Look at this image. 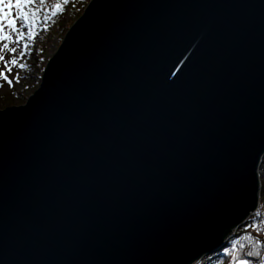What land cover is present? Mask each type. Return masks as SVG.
Returning <instances> with one entry per match:
<instances>
[{"label": "water", "instance_id": "obj_1", "mask_svg": "<svg viewBox=\"0 0 264 264\" xmlns=\"http://www.w3.org/2000/svg\"><path fill=\"white\" fill-rule=\"evenodd\" d=\"M263 160L264 0H92L0 109V264H196Z\"/></svg>", "mask_w": 264, "mask_h": 264}, {"label": "rangeland", "instance_id": "obj_2", "mask_svg": "<svg viewBox=\"0 0 264 264\" xmlns=\"http://www.w3.org/2000/svg\"><path fill=\"white\" fill-rule=\"evenodd\" d=\"M91 1L33 0L30 5L24 6V13L28 15L29 19L24 21L17 18L15 21L19 31H13L5 22L4 34L8 36V39L0 41V55L9 61L8 66L12 71L8 78L12 80V85L10 86L3 77H0V109L25 105L36 93L41 86L50 61L55 57L70 29L83 15ZM57 5H62L59 14H56ZM45 9L50 11V16L45 14L43 11ZM14 15L17 17L19 15V9L15 7L8 19H13ZM49 23L51 28L47 33L43 27ZM5 44L8 45V49H4ZM11 48L16 49L15 58L18 62L26 64L27 67L20 68L18 65H11L10 61L14 58L10 51ZM21 52H23V56H21ZM0 71L7 73L3 61H0ZM17 75L20 77L18 82ZM260 170L261 203L264 207V160Z\"/></svg>", "mask_w": 264, "mask_h": 264}, {"label": "trees", "instance_id": "obj_3", "mask_svg": "<svg viewBox=\"0 0 264 264\" xmlns=\"http://www.w3.org/2000/svg\"><path fill=\"white\" fill-rule=\"evenodd\" d=\"M62 6V5H61ZM61 6L57 7L59 14ZM48 16L51 15L47 9L43 10ZM54 18V16H53ZM52 19V18H51ZM67 26V25H66ZM49 25H45L43 30L47 33ZM264 192V188H263ZM259 213V215H257ZM259 252L260 255H248V252ZM241 260H246L249 264H264V207L253 214L248 221L229 238L226 244L215 252L206 255L196 264H240Z\"/></svg>", "mask_w": 264, "mask_h": 264}, {"label": "snow or ice", "instance_id": "obj_4", "mask_svg": "<svg viewBox=\"0 0 264 264\" xmlns=\"http://www.w3.org/2000/svg\"><path fill=\"white\" fill-rule=\"evenodd\" d=\"M33 2V0H0V41L8 39V36L4 34V27L5 22H7V25L13 29V31H19V29L16 26V19L19 18L21 20L27 21L29 19L28 15L24 13V6L30 5ZM13 7L16 9H19V15L13 16V19L9 20L8 16L12 15ZM59 7V5H57ZM22 38V35H21ZM4 49H8V45H4ZM10 51L13 53L14 58L10 61L11 65H18L20 68L27 67L24 63H19L18 60L15 58L16 49L11 48ZM21 56H23V52H21ZM0 61H3L5 64V67L7 68V73L0 71V77H3L4 80L8 82V84L12 85V80L8 78L10 75L12 69L9 67V61L5 60V57L3 55H0ZM20 77L17 75L16 80L19 81ZM259 215V213H257ZM248 255H260L259 252L253 253L251 251L248 252ZM240 264H249L246 260H241Z\"/></svg>", "mask_w": 264, "mask_h": 264}, {"label": "bare ground", "instance_id": "obj_5", "mask_svg": "<svg viewBox=\"0 0 264 264\" xmlns=\"http://www.w3.org/2000/svg\"><path fill=\"white\" fill-rule=\"evenodd\" d=\"M260 173H261V170H260Z\"/></svg>", "mask_w": 264, "mask_h": 264}]
</instances>
